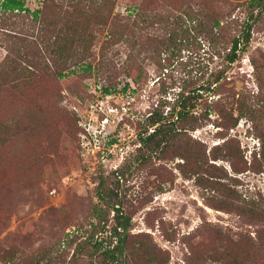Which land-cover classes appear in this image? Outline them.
I'll return each instance as SVG.
<instances>
[{"label": "rangeland", "instance_id": "obj_1", "mask_svg": "<svg viewBox=\"0 0 264 264\" xmlns=\"http://www.w3.org/2000/svg\"><path fill=\"white\" fill-rule=\"evenodd\" d=\"M248 1L22 0L26 12L0 10V264L81 248L73 264H90L84 241L105 245L113 223L99 186L129 216L127 264H264V222L225 207L264 208V0L247 11L249 39L232 63L208 31L214 18L240 29ZM219 68L189 120L145 153L147 117L168 115L181 89Z\"/></svg>", "mask_w": 264, "mask_h": 264}, {"label": "trees", "instance_id": "obj_2", "mask_svg": "<svg viewBox=\"0 0 264 264\" xmlns=\"http://www.w3.org/2000/svg\"><path fill=\"white\" fill-rule=\"evenodd\" d=\"M254 0H249L248 4L244 5L245 16L242 21V27L237 31L233 32L232 20L227 19L220 22V20L214 18L209 25V33H212L220 41L221 50L223 52V59L226 64H230L235 61L240 52H242L247 44L249 39V32L247 30V11L249 16H251L254 9V4H257ZM0 10L7 12H26L27 9L23 6L22 0H0ZM38 10L31 11V16L35 17L38 14ZM108 16V15H107ZM112 18V17H111ZM117 34V33H116ZM119 35L122 33L119 31ZM115 35L114 32H107L106 38L110 39ZM36 64V63H35ZM30 66V65H29ZM37 67V66H36ZM36 67H34L36 69ZM85 68H89V65H86ZM64 73H57V77H62ZM224 74V68L215 69L210 73L209 77L206 78L201 83L190 86L187 85L186 88L181 89L176 94L171 110L168 115H162L161 113H154L151 116H148L146 123L151 129L150 132H146L144 135H141L142 132L137 133V140L140 145L145 148V153H152L158 150H161L162 145H164L169 139H171L175 132L180 128L178 125L183 124L189 120L191 110L195 106L197 100L202 97V94L205 92H212L215 86L219 83L222 75ZM133 80H136V75L132 76ZM29 82L30 78H26ZM31 83V82H29ZM126 87V84H125ZM110 89L103 87V92H108ZM235 119H233L229 126L235 124ZM147 127V128H148ZM4 144V143H3ZM0 144V145H3ZM146 154L141 155V159L145 157ZM185 158V157H184ZM7 160L5 156L0 155V168L5 167ZM200 167H196L194 173L199 170ZM112 176H118L116 170L111 171ZM97 198L103 201L106 205V209L112 211L113 214L111 219L113 221L112 225L108 228V235L105 238L106 244L103 245L101 240L95 237V234H92L89 239L84 241V244L92 248L94 259H90V264H127L126 259L121 256L122 253V243L126 236V230L129 226V216L125 215L121 210V202L116 198L115 192L111 190H103L99 187L96 189ZM234 200V201H232ZM227 209L235 210L237 212L246 213L251 216L252 219L258 221L259 223L264 222V208L261 207V203H254L251 200H248L245 203H239L236 199H230L225 206ZM221 208V207H218ZM102 225L100 229L103 232L104 227L106 226L105 220L102 219ZM82 249V248H81ZM76 249L71 254L70 258L67 260L58 259L57 261H45L44 264H73L77 259L82 256V250ZM41 260H37L36 264H40ZM235 264H241L239 261H235Z\"/></svg>", "mask_w": 264, "mask_h": 264}]
</instances>
